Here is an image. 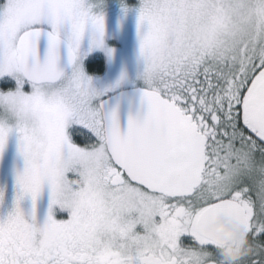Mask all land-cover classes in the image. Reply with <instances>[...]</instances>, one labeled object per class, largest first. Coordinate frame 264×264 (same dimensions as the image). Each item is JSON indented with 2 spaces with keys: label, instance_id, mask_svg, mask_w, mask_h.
Instances as JSON below:
<instances>
[{
  "label": "snow or ice",
  "instance_id": "1",
  "mask_svg": "<svg viewBox=\"0 0 264 264\" xmlns=\"http://www.w3.org/2000/svg\"><path fill=\"white\" fill-rule=\"evenodd\" d=\"M0 264H264V0H0Z\"/></svg>",
  "mask_w": 264,
  "mask_h": 264
},
{
  "label": "clouds",
  "instance_id": "2",
  "mask_svg": "<svg viewBox=\"0 0 264 264\" xmlns=\"http://www.w3.org/2000/svg\"><path fill=\"white\" fill-rule=\"evenodd\" d=\"M211 228L228 241L222 249L225 259L235 261L244 255L246 236L242 228L234 226L227 220L218 221L211 225Z\"/></svg>",
  "mask_w": 264,
  "mask_h": 264
}]
</instances>
